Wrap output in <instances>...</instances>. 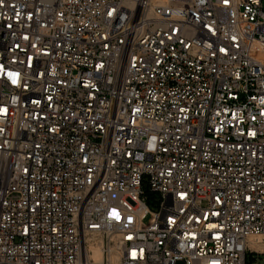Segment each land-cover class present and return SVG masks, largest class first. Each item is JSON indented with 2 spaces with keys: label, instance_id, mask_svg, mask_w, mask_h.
I'll return each instance as SVG.
<instances>
[{
  "label": "built area",
  "instance_id": "obj_1",
  "mask_svg": "<svg viewBox=\"0 0 264 264\" xmlns=\"http://www.w3.org/2000/svg\"><path fill=\"white\" fill-rule=\"evenodd\" d=\"M261 235L264 0H0V264H263Z\"/></svg>",
  "mask_w": 264,
  "mask_h": 264
},
{
  "label": "rangeland",
  "instance_id": "obj_2",
  "mask_svg": "<svg viewBox=\"0 0 264 264\" xmlns=\"http://www.w3.org/2000/svg\"><path fill=\"white\" fill-rule=\"evenodd\" d=\"M144 188L146 189V190H148V187H147V184L145 183V186H144ZM155 199L158 201V200H160L161 199V195H159V194H157V195H155V196H150V204H149V206H150V209L152 210V211H155V210H157L158 209V207H157V205L155 204ZM150 218H151V216H149V217H147L146 219H145V223H149V220H150ZM264 242V237H263V240H262V243ZM253 246H255V244L253 245ZM263 258H264V256H262ZM252 262H253V260H252V258H251V256H248V263L249 264H252ZM179 264H181V263H179ZM264 264V263H263Z\"/></svg>",
  "mask_w": 264,
  "mask_h": 264
},
{
  "label": "bare ground",
  "instance_id": "obj_3",
  "mask_svg": "<svg viewBox=\"0 0 264 264\" xmlns=\"http://www.w3.org/2000/svg\"><path fill=\"white\" fill-rule=\"evenodd\" d=\"M264 235L258 236V237H251L249 239V244L252 248H255L260 251H264V242L262 243ZM255 244V246H253ZM98 256L100 254L97 253Z\"/></svg>",
  "mask_w": 264,
  "mask_h": 264
},
{
  "label": "trees",
  "instance_id": "obj_4",
  "mask_svg": "<svg viewBox=\"0 0 264 264\" xmlns=\"http://www.w3.org/2000/svg\"><path fill=\"white\" fill-rule=\"evenodd\" d=\"M150 202V201H149Z\"/></svg>",
  "mask_w": 264,
  "mask_h": 264
}]
</instances>
